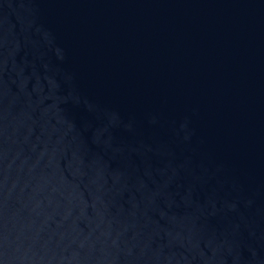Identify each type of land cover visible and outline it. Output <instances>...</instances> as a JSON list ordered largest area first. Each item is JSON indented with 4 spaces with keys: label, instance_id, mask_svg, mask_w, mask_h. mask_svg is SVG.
I'll return each mask as SVG.
<instances>
[{
    "label": "water",
    "instance_id": "water-1",
    "mask_svg": "<svg viewBox=\"0 0 264 264\" xmlns=\"http://www.w3.org/2000/svg\"><path fill=\"white\" fill-rule=\"evenodd\" d=\"M0 264H264V0H0Z\"/></svg>",
    "mask_w": 264,
    "mask_h": 264
}]
</instances>
